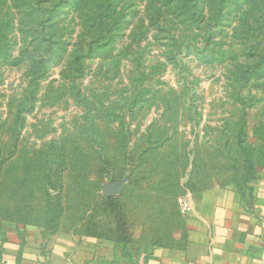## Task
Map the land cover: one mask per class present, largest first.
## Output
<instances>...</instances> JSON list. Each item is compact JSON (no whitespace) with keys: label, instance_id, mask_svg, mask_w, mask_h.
I'll return each mask as SVG.
<instances>
[{"label":"rangeland","instance_id":"1","mask_svg":"<svg viewBox=\"0 0 264 264\" xmlns=\"http://www.w3.org/2000/svg\"><path fill=\"white\" fill-rule=\"evenodd\" d=\"M152 150L264 160V0H0V195L57 223Z\"/></svg>","mask_w":264,"mask_h":264},{"label":"crops","instance_id":"2","mask_svg":"<svg viewBox=\"0 0 264 264\" xmlns=\"http://www.w3.org/2000/svg\"><path fill=\"white\" fill-rule=\"evenodd\" d=\"M104 185L57 223L0 195V264H264V160L152 150Z\"/></svg>","mask_w":264,"mask_h":264},{"label":"built area","instance_id":"3","mask_svg":"<svg viewBox=\"0 0 264 264\" xmlns=\"http://www.w3.org/2000/svg\"><path fill=\"white\" fill-rule=\"evenodd\" d=\"M179 211L183 215H188L192 211L191 201L189 199V194H184L177 199Z\"/></svg>","mask_w":264,"mask_h":264}]
</instances>
